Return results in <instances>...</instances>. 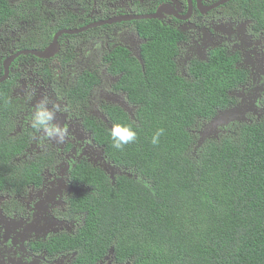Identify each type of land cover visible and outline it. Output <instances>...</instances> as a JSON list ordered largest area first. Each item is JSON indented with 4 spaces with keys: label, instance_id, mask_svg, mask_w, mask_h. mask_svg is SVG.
<instances>
[{
    "label": "flooded vegetation",
    "instance_id": "af4514ba",
    "mask_svg": "<svg viewBox=\"0 0 264 264\" xmlns=\"http://www.w3.org/2000/svg\"><path fill=\"white\" fill-rule=\"evenodd\" d=\"M9 4L13 15L0 24V78L7 72L0 84L10 106L2 117L7 137L21 139L25 148L0 169L9 175L0 183V264H78L75 249L55 252L49 243L74 237L83 225L85 214L73 210V200L95 190L78 180L84 164L110 173L109 163L116 176L127 175L107 158L96 134L110 135L119 111L136 121L138 105L124 86L130 76L145 77V62L154 59L145 57L150 42H163L174 76L188 83L197 66L229 57L243 76L229 92L233 102L225 109L240 112L230 123H264V22L254 16L264 13V0ZM44 98L49 107L59 106L55 123L65 130L62 142L30 127ZM223 127L215 138L227 131ZM96 264L125 263L109 250Z\"/></svg>",
    "mask_w": 264,
    "mask_h": 264
},
{
    "label": "trees",
    "instance_id": "16d2710c",
    "mask_svg": "<svg viewBox=\"0 0 264 264\" xmlns=\"http://www.w3.org/2000/svg\"><path fill=\"white\" fill-rule=\"evenodd\" d=\"M11 8L0 0V24ZM263 15L254 16L264 22ZM162 46L149 43L145 57L154 59L146 60L145 77L130 76L124 86L138 105L136 121L123 111L113 118L137 131L136 142L117 151L108 132L96 134L107 158L132 175H115L112 184L84 164L78 180L95 190L73 200V210L85 214L83 225L74 237L51 241L50 249H75L78 264H96L109 250L125 264H264V123H234L202 145L191 133L233 102L229 92L243 76L219 56L191 70V83L179 80ZM9 107L0 84V169L25 148L7 137L2 115ZM160 128L164 135L153 146ZM8 176L0 171V183ZM57 243L63 248H54Z\"/></svg>",
    "mask_w": 264,
    "mask_h": 264
},
{
    "label": "clouds",
    "instance_id": "9594fccd",
    "mask_svg": "<svg viewBox=\"0 0 264 264\" xmlns=\"http://www.w3.org/2000/svg\"><path fill=\"white\" fill-rule=\"evenodd\" d=\"M7 2L9 3V0ZM50 103L51 101L47 98L40 100L32 115L30 127L36 133H43L57 142H62L65 137V130L55 123L56 114L60 109L56 104L49 107ZM164 131L163 128H160L152 135L150 142L153 146L159 144ZM110 137L112 147L117 151H122L125 146L136 142L138 133L129 125L115 124L110 129Z\"/></svg>",
    "mask_w": 264,
    "mask_h": 264
},
{
    "label": "water",
    "instance_id": "95a60500",
    "mask_svg": "<svg viewBox=\"0 0 264 264\" xmlns=\"http://www.w3.org/2000/svg\"><path fill=\"white\" fill-rule=\"evenodd\" d=\"M141 17L140 19H142ZM146 18H155V16L146 17ZM50 49V48H49ZM45 55V54H44ZM47 56V55H46ZM7 72L0 78V83L5 80ZM236 114H240L238 110L235 109H224L223 111H217L216 115L207 123L201 133H199V144L202 145L205 139L211 138L212 136L215 137L218 133L219 126H225L233 122L234 116ZM108 169H110V173L105 170V173L109 175V179L114 181L115 176V166L106 163Z\"/></svg>",
    "mask_w": 264,
    "mask_h": 264
},
{
    "label": "rangeland",
    "instance_id": "374dc122",
    "mask_svg": "<svg viewBox=\"0 0 264 264\" xmlns=\"http://www.w3.org/2000/svg\"><path fill=\"white\" fill-rule=\"evenodd\" d=\"M234 123H230V124H228V125H225L224 127H223V129H225V127H226V130H228V128L230 127V126H232ZM207 125V123H197L193 128H192V130H191V133L193 134V136H194V140L196 141V143H199V133H201L202 132V130L204 129V127ZM212 139H217V138H215V137H213V138H211V140ZM128 176H130V175H132V173H128L127 174Z\"/></svg>",
    "mask_w": 264,
    "mask_h": 264
}]
</instances>
